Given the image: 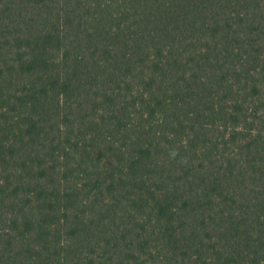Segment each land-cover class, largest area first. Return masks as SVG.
Segmentation results:
<instances>
[{
    "label": "trees",
    "instance_id": "obj_1",
    "mask_svg": "<svg viewBox=\"0 0 264 264\" xmlns=\"http://www.w3.org/2000/svg\"><path fill=\"white\" fill-rule=\"evenodd\" d=\"M0 264H264V0H0Z\"/></svg>",
    "mask_w": 264,
    "mask_h": 264
}]
</instances>
